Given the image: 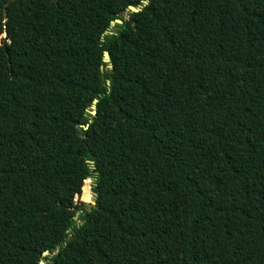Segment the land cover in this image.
<instances>
[{
  "label": "trees",
  "instance_id": "obj_1",
  "mask_svg": "<svg viewBox=\"0 0 264 264\" xmlns=\"http://www.w3.org/2000/svg\"><path fill=\"white\" fill-rule=\"evenodd\" d=\"M0 35V264H264V0H0Z\"/></svg>",
  "mask_w": 264,
  "mask_h": 264
},
{
  "label": "water",
  "instance_id": "obj_2",
  "mask_svg": "<svg viewBox=\"0 0 264 264\" xmlns=\"http://www.w3.org/2000/svg\"><path fill=\"white\" fill-rule=\"evenodd\" d=\"M146 4H147V2L143 1L142 5L145 6ZM141 9H142V7H137V8H135V7H128L127 10H126V12H125L124 17H126L128 14L138 13V12L141 11ZM121 23H122V22L119 21V20H116V21H114V22H111V23H110V29L114 28V26H115L116 24H121ZM107 33L111 34L110 32H107ZM2 40L4 41V45H6V44H7V41H6V35L3 36ZM103 63H105V64L108 65V67H107L108 69H111V65H110V56H109V54H108L107 52H104V53H103ZM101 70L103 71V68H101ZM107 85H109V82H108V81H107ZM96 103H97V101L95 100V101L93 102V104H96ZM91 109H92V111H93V112H91V114H94V106H92ZM83 187H84V190H85V193H86V194H85V197H84V200H83L84 202L89 201V195L92 197L93 201L97 199V194L94 193V192H90V188H91V187H92V188H96V184H95L94 182H93V183H90L89 180H86V181H84V185H83ZM80 213H81V212H78V213L76 214V216L73 218L75 221L77 220V216H78ZM55 253L57 254V253H58V250H56ZM44 257H49V258H51V257H53V256H52L51 254L45 253V254H44Z\"/></svg>",
  "mask_w": 264,
  "mask_h": 264
},
{
  "label": "rangeland",
  "instance_id": "obj_3",
  "mask_svg": "<svg viewBox=\"0 0 264 264\" xmlns=\"http://www.w3.org/2000/svg\"><path fill=\"white\" fill-rule=\"evenodd\" d=\"M2 38H3V36L0 35V44L2 43ZM89 181H90V183H93L92 180H89ZM90 192H93V188L92 187L90 188ZM85 194L86 193H85L84 187H82L80 189L79 196L75 197V202H76V204L82 203L85 206V208L88 209L90 206H92L94 204V202H93V199H92V197L90 195H89V201L84 202L83 200H84ZM40 264H49V263L46 262V261H42Z\"/></svg>",
  "mask_w": 264,
  "mask_h": 264
}]
</instances>
